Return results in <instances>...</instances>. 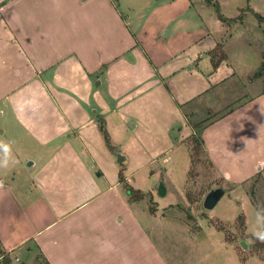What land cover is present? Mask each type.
<instances>
[{
	"label": "rangeland",
	"instance_id": "374dc122",
	"mask_svg": "<svg viewBox=\"0 0 264 264\" xmlns=\"http://www.w3.org/2000/svg\"><path fill=\"white\" fill-rule=\"evenodd\" d=\"M113 2L142 47L141 57L154 65L159 59L167 60L182 51L196 53L199 69L207 75L208 70L212 71L208 51L217 42L213 52L224 58L225 64L211 76L212 85L195 102L183 106L182 116L174 121L178 114L172 106L178 100V91H192L196 85L189 75L185 74L176 91L167 82V86L145 89L138 74L141 63L134 54H127L124 61L128 69L124 68L122 75L129 83L123 94L115 97V93H110L121 91L118 86L123 82L117 79V73L107 78L102 69L87 78L90 90L98 93L99 102L129 103L119 108L133 115L121 123L130 136L117 141L110 138V147L105 144L100 126L108 133L112 123L101 113L104 110L95 104L97 100H93L95 96L90 91L81 100L91 107L86 109V120L59 118L63 114L59 107H55V118L51 120L47 118L48 111L45 115L41 112L43 119L38 128L43 131L38 139L24 124L26 117L33 114L32 108L23 106L20 110L14 107V99L4 102L0 105V141L10 142L13 160L0 167V181L11 185L22 196L23 204L32 202L45 188L59 186L63 174L59 166H63V158L65 166L73 162L69 161L72 149L77 160L75 165L70 163V168L73 166L78 184L83 183L79 170L81 173L86 169L87 173L91 169L93 186L105 187L117 177L122 190L126 183L144 193L131 203H135L139 218L146 225L149 242L157 247L166 264H264V242L253 241L249 236L252 210L264 213V165L241 182L228 181L213 166L204 141L200 155L196 154L197 144L193 141L194 125L206 128L216 117L242 107L248 98L264 91V0ZM159 81L158 78L156 83ZM30 88L20 91V95H29L25 104H39V99L30 98L35 96ZM66 105L70 106L68 102ZM70 114L80 113L73 110ZM55 133L60 139L45 145ZM59 141L66 145L62 158L52 151ZM114 150L125 157L124 162L117 163ZM160 183L165 188L162 197L157 194ZM76 189L71 183L70 191ZM214 189H221L223 196L213 209L205 210V195ZM56 192L62 194L65 190ZM141 212L151 216L150 224ZM34 264L43 262L36 256Z\"/></svg>",
	"mask_w": 264,
	"mask_h": 264
},
{
	"label": "crops",
	"instance_id": "0c3cea01",
	"mask_svg": "<svg viewBox=\"0 0 264 264\" xmlns=\"http://www.w3.org/2000/svg\"><path fill=\"white\" fill-rule=\"evenodd\" d=\"M216 43L208 51L212 71L208 70L207 75L200 71L196 53L182 51L154 65L141 57L142 47L113 0H0V105L14 99V107L20 110L31 107L33 114L26 117L24 124L38 139L43 131L38 128L43 119L41 112L45 115L48 111L47 118L51 120L55 118V107H59L63 112L59 118L86 120V109L91 107L81 100L90 91L97 100L95 104L104 110L101 113L112 123L107 128L109 141L114 137L117 141L130 136L121 123L133 115L119 108L129 103L99 102L87 78L102 69L107 78L117 73L115 77L123 82L118 86L121 91L110 93L115 97L123 94L129 83L122 75L124 68L128 69L124 61L127 54H134L141 63L138 74L145 89L167 86V82L176 91L185 74L189 75L196 85L192 91H178V100L172 106L178 114L174 121H178L180 109L207 91L213 83L211 76L225 64L224 59L213 66ZM101 80L100 76L98 81ZM28 86L35 92L30 98L39 99V104H25L29 95H20V91ZM73 110L80 114L71 115ZM212 121L202 138L218 172L238 183L259 171L257 167L264 165V91ZM57 138L60 139L55 133L45 145ZM63 150L66 145L59 141L52 151L62 158ZM71 151L69 161L74 162L77 158ZM112 154L121 155L116 150ZM64 161L63 158V166H59L63 173L59 186L45 188L32 202L23 204L22 196L0 181V252L15 264H34L36 256L43 264H166L157 247L149 242L146 225L135 203H128L117 177L98 188L93 186L91 169L87 173L83 169L78 172L83 183L78 184L73 166L70 168V163L75 162L65 166ZM71 183L77 186L72 192ZM62 189L64 193L56 192ZM141 213L150 224V215Z\"/></svg>",
	"mask_w": 264,
	"mask_h": 264
},
{
	"label": "clouds",
	"instance_id": "9594fccd",
	"mask_svg": "<svg viewBox=\"0 0 264 264\" xmlns=\"http://www.w3.org/2000/svg\"><path fill=\"white\" fill-rule=\"evenodd\" d=\"M12 160L10 142L0 141V167L7 166ZM249 236L253 241L264 242V213L257 209L252 210Z\"/></svg>",
	"mask_w": 264,
	"mask_h": 264
},
{
	"label": "trees",
	"instance_id": "16d2710c",
	"mask_svg": "<svg viewBox=\"0 0 264 264\" xmlns=\"http://www.w3.org/2000/svg\"><path fill=\"white\" fill-rule=\"evenodd\" d=\"M213 60H214V61H212L213 62V66L215 68L219 63H221L224 60V58H222L221 56L217 57V55L215 53H213ZM231 111H233V110H231ZM231 111L226 113V115L231 113ZM224 116H225V114L222 117H224ZM211 123H213V122H211ZM204 129H205L204 126H201L199 124L194 125V137L195 138H194L193 141L197 144L196 154H199V155L201 153L200 152V149H201L200 147L203 146L202 133H203ZM100 131L102 133V136L104 138L106 146L110 147L109 135L105 131V129L103 128L102 125L100 126ZM124 193L127 195V197H129V200H128L129 203H131L133 200L140 199L142 196H144L143 192H141L139 190L132 189L131 187L126 185V183H125ZM0 256H3V254L1 252H0ZM1 264H11V261L9 260V258L4 256Z\"/></svg>",
	"mask_w": 264,
	"mask_h": 264
},
{
	"label": "water",
	"instance_id": "95a60500",
	"mask_svg": "<svg viewBox=\"0 0 264 264\" xmlns=\"http://www.w3.org/2000/svg\"><path fill=\"white\" fill-rule=\"evenodd\" d=\"M117 155V154H116ZM117 163H122L124 160V157L121 155H117ZM223 191L221 189H214L209 191L203 200L202 206L205 210H211L215 207V205L218 203L220 198L223 196ZM157 194L158 196H164L165 195V188L162 183L159 184L157 188ZM241 246L243 248H246V244L244 242H241Z\"/></svg>",
	"mask_w": 264,
	"mask_h": 264
}]
</instances>
